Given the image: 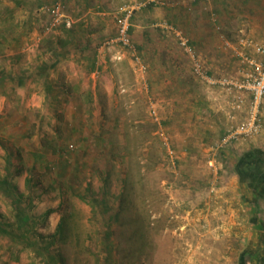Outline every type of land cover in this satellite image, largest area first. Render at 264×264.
I'll return each instance as SVG.
<instances>
[{
    "label": "rangeland",
    "instance_id": "rangeland-1",
    "mask_svg": "<svg viewBox=\"0 0 264 264\" xmlns=\"http://www.w3.org/2000/svg\"><path fill=\"white\" fill-rule=\"evenodd\" d=\"M127 1L0 0V264H175L190 233L208 235L228 250L225 264H238L251 226L241 191L208 195L204 178L169 167L147 75L111 53L89 58L96 51L85 44L106 47L117 21L108 27L85 11ZM57 5L63 16L52 25ZM224 149L226 166L248 150Z\"/></svg>",
    "mask_w": 264,
    "mask_h": 264
},
{
    "label": "crops",
    "instance_id": "crops-1",
    "mask_svg": "<svg viewBox=\"0 0 264 264\" xmlns=\"http://www.w3.org/2000/svg\"><path fill=\"white\" fill-rule=\"evenodd\" d=\"M130 1L132 0L127 2ZM189 2L194 4V10H186ZM123 4L113 10L83 11L85 16L87 14L92 16L96 11L95 13L102 15L104 21L107 18L106 23L109 27L110 20L115 22V13ZM240 8L244 10H239ZM241 17H247L249 26L243 27ZM76 19H73L75 23ZM84 20V27L89 26L92 39H95V32L99 30L92 26V20L87 17ZM164 22L175 24L190 37L205 66L204 77H199L192 70L194 77L189 74V66L193 68L192 62L188 55L190 65L186 58L173 52L176 49L174 42L177 40L172 32L163 27ZM75 23V31L77 29L78 32L82 31L81 25ZM101 27L103 28L100 29L101 34L107 33L105 22L102 21ZM239 31L243 33L248 31L246 35L259 41L264 40V0H153L148 6L137 11L133 19V40L141 47L147 60L148 89L155 97L153 102L162 115L164 129L169 133L171 143L177 152L178 167H186L188 173L194 177L204 178L202 182L208 186L206 188L208 195L220 193L219 189L223 192L241 189L234 171L236 161L232 162L231 166H226L220 150L217 152L219 170L214 171L207 164L211 149L221 142L230 123L227 109L232 94L224 90L219 82L224 78H235L240 75L241 64L238 55L240 37L236 39L237 41L232 39ZM116 32L117 25L113 37L116 36ZM148 34L152 38L148 39ZM168 36L174 41L169 40ZM97 43L94 41L85 44L86 48L90 46L91 51H96L89 56L92 64L95 54L98 63L99 56L103 54L104 59L109 58L110 53L112 55L120 48L114 45L110 51L102 45L97 46ZM126 58L131 62L129 55ZM24 78L27 79V75L24 74L20 80ZM192 78L197 81L196 84L191 82ZM262 112L264 117V105ZM258 143L259 147H264V130L256 138L235 142L224 150L241 149L243 152L245 149L257 147ZM211 189H214V192H211ZM238 203L247 207L246 203H242L240 196ZM250 218L251 216L249 221ZM207 237L208 235L202 237V234L193 233L184 235L176 252V255L182 258V262L179 260L175 264H225L228 250L223 249V253L220 252V246H213L214 242L209 241ZM255 241L257 238L254 237L252 225L248 226V239L244 248Z\"/></svg>",
    "mask_w": 264,
    "mask_h": 264
},
{
    "label": "built area",
    "instance_id": "built-area-1",
    "mask_svg": "<svg viewBox=\"0 0 264 264\" xmlns=\"http://www.w3.org/2000/svg\"><path fill=\"white\" fill-rule=\"evenodd\" d=\"M152 1L132 0L119 7L114 16L117 21L116 36L105 44L110 50L111 45L120 47L112 54L113 59L116 61L124 60L129 55L134 72L141 77L147 75L148 65L133 40V19L137 11L148 6ZM51 11L53 15L52 25L59 24L63 16L60 6L57 5ZM163 27L172 32L180 47L189 56L196 75L204 77L206 74L205 66L186 32L173 23L164 22ZM238 43L240 45V48H238L241 64L240 75L235 78H224L219 82L222 88L232 95L227 109L230 123L226 134L219 144L213 146L207 161L209 167L214 171H218L220 167L217 159V152L220 149L241 140L256 138L264 130L262 112L264 105V41L243 35L238 39ZM149 107L154 120L160 125L161 118L156 103L151 101ZM159 128V134L167 150L166 163L173 168L177 163V152L171 143L169 133L161 125ZM210 191L214 192V189Z\"/></svg>",
    "mask_w": 264,
    "mask_h": 264
},
{
    "label": "trees",
    "instance_id": "trees-1",
    "mask_svg": "<svg viewBox=\"0 0 264 264\" xmlns=\"http://www.w3.org/2000/svg\"><path fill=\"white\" fill-rule=\"evenodd\" d=\"M67 43L62 41L60 44ZM234 170L241 185V201L247 204L254 237L257 238L240 253L238 264H264V150L252 147L242 153ZM63 225H58V231L63 230Z\"/></svg>",
    "mask_w": 264,
    "mask_h": 264
}]
</instances>
